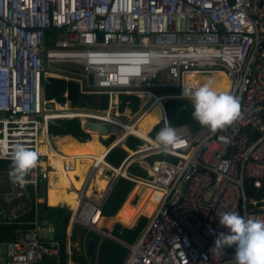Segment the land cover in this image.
<instances>
[{
	"label": "built area",
	"instance_id": "built-area-1",
	"mask_svg": "<svg viewBox=\"0 0 264 264\" xmlns=\"http://www.w3.org/2000/svg\"><path fill=\"white\" fill-rule=\"evenodd\" d=\"M214 68L213 73H225L228 93L240 102L238 117L215 133L201 124L171 125L167 101H190L182 95L184 87H198L187 83V74L209 75ZM47 74L79 81V91L91 102L74 104L68 90L64 102L47 98ZM104 94L106 107L100 102ZM50 102L54 106H47ZM156 103L162 118L146 135L125 128L138 127ZM73 118L87 133L92 131L84 120L111 125L116 131L99 138L114 137L108 151H127L120 166L95 159L81 188L71 185L77 193L73 223L101 235L94 259L82 246L86 264H97L105 236L128 249L124 264H236L235 245L212 251L215 235L209 229L227 233L219 212L264 220V193L259 192L264 181V0H0V159L12 160L17 144L39 153L37 166L19 182L0 171V183L12 185L0 188L1 206L16 189L33 194L36 206L33 227L1 244L5 264H43L60 253L59 241L45 242L41 233L37 203L43 192L48 195L51 166L40 146L59 154L50 124ZM161 122L176 130L175 145L165 148L156 139L154 129ZM131 136L140 139L133 151ZM135 163L146 175L130 171ZM74 167L64 164L65 171ZM108 172L107 186L100 190L95 179ZM120 177L152 190L156 199L132 243L98 227Z\"/></svg>",
	"mask_w": 264,
	"mask_h": 264
},
{
	"label": "trees",
	"instance_id": "trees-1",
	"mask_svg": "<svg viewBox=\"0 0 264 264\" xmlns=\"http://www.w3.org/2000/svg\"><path fill=\"white\" fill-rule=\"evenodd\" d=\"M192 75L195 74L190 73V76L187 78L188 84L197 83L198 76L192 79ZM213 76V74H210L206 77L212 79ZM45 82V94L49 99H56L58 102H64L67 98L64 96V92L68 90V97L74 104H78L79 102L83 104L85 99L91 102V99L88 96L83 95L79 91L80 86L78 82L68 81L64 78L57 77H48ZM100 102L102 107H106L108 105V94L101 95ZM165 106L167 119L171 125H178L182 123L191 124L193 127H198L200 125V123L192 116L194 109L190 101L183 99H172L167 101ZM161 118L162 107L157 106L138 124V129L147 133L154 124L161 120ZM163 126L164 122H161L159 125H157L154 129V133H158ZM50 131L53 134L50 136L52 145L58 151L65 154L99 155L107 149V147H105L99 141L97 133H92V137L89 140L81 142L90 136V134L82 129L81 121L78 118L60 119L57 121V123L50 124ZM77 138L81 141H79ZM113 138L114 137L112 136L108 139H105L107 142L106 145L110 144ZM139 142V138L131 136L128 141V146L130 147L129 149L135 148V145ZM40 149L47 154L50 153V149H48L46 144L41 145ZM126 155L127 151L124 148L114 147L107 153L106 160L114 166H120ZM11 164L12 160L0 159V171L6 172L8 177ZM130 171L136 175H146V170L140 167L138 163L132 164ZM134 186L135 182L132 180L125 177H120L102 208V214L104 216H114L113 218H110V220L120 221L114 225L113 229L111 230L112 234L129 243H132L137 239L148 222V217L143 215L139 218L137 224L131 226L134 224L136 218L142 214L151 215L156 206V199L152 194V190L150 189L141 194V199L139 202L133 205L131 200L133 196L140 190V186H136L135 188ZM251 192L255 193L252 189ZM259 192L264 193V181ZM49 202L53 205L68 202L72 206L71 201L61 196V190L59 188L54 190L50 189ZM2 203L3 202H1V204ZM28 203L29 207L25 210V212L15 217L13 220L8 219L6 211H4V214L2 213L0 215V245L9 240L15 239L20 231H24L33 227V224L30 223L33 221L36 215L35 198L33 194L28 200ZM37 209L40 219H48L51 222L54 227L52 237L54 240H59L60 243L59 255L46 258L43 264H67V229L72 215V210L67 206H51L46 201L38 202ZM103 220L104 218H100L99 222L102 223ZM78 230L84 233L86 228L81 225H75L73 233L74 237L76 236ZM88 238L93 240L96 246L101 239V235L96 231L89 230ZM49 240L51 241L53 239L45 238V242H48ZM127 255L128 249L125 246H123L117 240L105 236L103 237L100 245L97 264H124ZM88 256L90 259H94L95 253L92 255L88 254ZM73 258L77 262L83 264L87 263L85 256L82 254L74 253Z\"/></svg>",
	"mask_w": 264,
	"mask_h": 264
},
{
	"label": "clouds",
	"instance_id": "clouds-1",
	"mask_svg": "<svg viewBox=\"0 0 264 264\" xmlns=\"http://www.w3.org/2000/svg\"><path fill=\"white\" fill-rule=\"evenodd\" d=\"M182 95L192 102L193 118L202 126L215 133L234 121L240 113V102L228 92L218 91L209 80L193 89L184 87ZM156 139L165 148L176 144V130L165 122ZM36 150L17 144L13 150L9 177L13 182L23 180L38 164ZM219 223L228 231L215 233V246L212 251L223 250L225 246H236V264H264V220L245 218L235 211L219 212Z\"/></svg>",
	"mask_w": 264,
	"mask_h": 264
},
{
	"label": "bare ground",
	"instance_id": "bare-ground-1",
	"mask_svg": "<svg viewBox=\"0 0 264 264\" xmlns=\"http://www.w3.org/2000/svg\"><path fill=\"white\" fill-rule=\"evenodd\" d=\"M48 75L49 74L46 75L45 81L47 80ZM188 75L189 74H187V76ZM213 75L214 76L212 79H210L209 77H206V76L198 78L197 79L198 87L201 86L203 83H206L209 80H211V81H213L214 86L218 91L228 92L230 84H229V80L227 79L225 73L224 72L213 73ZM187 76H186V79H187ZM192 76H193L192 79L197 77L196 75H192ZM58 78H64L68 81L78 82L79 86H81L80 82L73 79V78H69V77H58ZM45 85H46V82H45ZM115 101L118 102V99H117V95L114 94L112 103ZM154 105H153L154 107L152 106L153 109H155L157 106H161L159 103H156ZM152 107L147 111V113L145 114L146 116L152 112V110H153ZM112 108L115 109L114 107H112ZM145 115H143V116H145ZM144 118H142L141 121ZM125 128L128 131H135V132L141 133L143 135H146L145 132L139 130L138 127H135V125H128L127 124L125 126ZM92 133H96V132H92ZM135 148H132L130 150L133 151V150H135ZM56 151L59 152V154H56V152L54 150H52L51 153L48 155V163L51 166L50 173H49L48 197H49V191H50L51 186L53 184L54 185L60 184L61 196L65 199L71 201L72 207H75L77 205V193L74 190H71L72 189L71 185H74L76 189H79L82 186V183L84 181V178H85V175H86V172H87L89 166L95 161V159H97L99 162H103V161L105 162L104 156L107 153L108 148L103 153H101L99 155H96V154H65V153L58 151L57 149H56ZM65 162H68L71 165L74 164L75 167L73 169L65 171L64 170ZM76 174L79 176V178L75 177ZM51 178H52L53 183L51 182ZM107 182H108L107 177H100V175H98L95 179V183L97 184V186L100 190H103L106 188ZM48 202H49V199H48ZM49 204H50V202H49ZM100 218H99V220H100Z\"/></svg>",
	"mask_w": 264,
	"mask_h": 264
},
{
	"label": "crops",
	"instance_id": "crops-1",
	"mask_svg": "<svg viewBox=\"0 0 264 264\" xmlns=\"http://www.w3.org/2000/svg\"><path fill=\"white\" fill-rule=\"evenodd\" d=\"M113 107V106H112ZM90 134V136H89V138H87V139H85L84 141H81L80 139H78L79 141H81V142H85V141H87V140H89L91 137H92V133H89ZM98 139H99V141L101 142V140H103V141H105V138L103 139V138H99V135H98ZM105 147H107V148H109V144L108 145H105L103 142H101ZM111 143V142H110ZM51 151L52 150H50V153H51ZM109 152V151H108ZM49 153V154H50ZM48 154V155H49ZM106 155H107V153H106ZM104 160L105 161H107L106 160V156H104ZM77 178V177H76ZM7 180H10V177H7ZM51 182L53 183V181H52V178H51ZM7 188L9 187V188H12V185L11 186H9V184H7V186H6ZM136 186H134V188H135ZM60 189L61 190V186H60V184H58V185H52L51 186V188L50 189ZM133 188V189H134ZM5 190V189H4ZM12 190V189H11ZM132 192V191H131ZM13 193L15 194V196H11V197H9V198H7L8 200L6 201V203H7V205H5L4 204V207H6V209H8L9 211H13L14 213H16V214H18V213H20V214H22L23 212H25V209H26V205L28 206L29 205V203H28V200L30 199V198H27V196H26V193L25 192H23V190H20V189H16L15 191L13 190ZM45 194V195H44ZM131 194V193H130ZM129 194V195H130ZM41 197V200H40V202H44V201H46L48 204H49V202H48V199H49V197H48V195H46V193L45 192H43L42 193V195H40ZM26 197V198H25ZM50 205V204H49ZM51 206H57V205H52L51 204ZM60 206H67L68 208H70L71 210H72V215H71V218H70V222H69V225H68V229H67V254H68V260H67V264H73V263H78L77 261H75L74 260V258H73V254L74 253H77V254H82L81 253V248H82V246L83 245H85V247H86V249L88 248V240H89V238H88V232H87V230L84 232V233H82V232H80V233H78V231H77V234H76V236L74 237L73 236V233H74V228H75V225H77V224H74L73 223V207L68 203V202H63V203H61V205ZM70 206V207H69ZM13 212H10V214L11 213H13ZM19 214V215H20ZM114 217V216H113ZM113 217H106V216H104L103 215V217L102 218H104V219H106V218H113ZM116 224V223H115ZM100 226V225H99ZM100 227H102V226H100ZM53 230H54V227H53V225L51 224V222L48 220V219H42V226H41V233L43 234V236L45 237V238H49V239H53L54 240V238L52 237L53 236ZM112 230V229H111ZM110 230V231H111ZM56 240V239H55ZM79 240V245H78V249H75V248H73V246H72V242L74 241H78ZM50 241V240H49ZM59 241V240H58ZM95 244V243H94ZM96 247V246H95ZM1 248H3V252H2V249L0 250V264H5V250H4V246H2L1 245ZM94 252H95V248H94ZM93 252V253H94ZM83 255V254H82Z\"/></svg>",
	"mask_w": 264,
	"mask_h": 264
},
{
	"label": "rangeland",
	"instance_id": "rangeland-1",
	"mask_svg": "<svg viewBox=\"0 0 264 264\" xmlns=\"http://www.w3.org/2000/svg\"><path fill=\"white\" fill-rule=\"evenodd\" d=\"M49 45L50 46H52V44H50L49 43ZM216 70V68H214L213 69V71L211 70L210 71V73H209V75L211 74H213V72ZM190 76V73H189V75L187 76V78ZM203 76H207V75H204V74H202V75H198V78H201V77H203ZM48 77H57V76H54V75H48ZM58 78V77H57ZM112 106L115 108V110L118 108V102L117 101H115V102H113L112 103ZM155 106V105H154ZM153 106V107H154ZM153 107H152V109H153ZM149 113V112H148ZM145 115V114H144ZM146 116V115H145ZM145 116H142V118H144ZM141 118V119H142ZM141 119L138 121V124H139V122L141 121ZM137 124V125H138ZM87 138H89V136L87 137ZM87 138H85V139H87ZM101 142H103L105 145L107 144V142L106 141H103V140H101ZM105 175H107V174H105ZM110 172H108V176H105V177H110ZM103 177V176H102ZM1 182V181H0ZM8 182V181H7ZM7 182L6 181H4V184L3 183H0V188L1 189H5V186H7ZM10 183V182H9ZM81 188V187H80ZM144 189H140L139 191H138V193L137 194H135L134 196H133V198H132V200H131V203L133 204V205H135V204H137L138 202H139V200L141 199V194H143L144 193ZM45 195V194H44ZM27 196V198H31V196L30 195H26ZM26 198V197H25ZM1 201H6V199L5 198H3V200L1 199ZM5 205H7V203L5 204ZM51 205V204H50ZM57 205H61V203L60 204H57ZM4 209V211H6L7 212V216L9 217V215L8 214H10V212H13V211H9L8 209H6V207H4V205L3 206H0V209H2V208ZM29 207V205L27 206L26 205V209ZM25 209V210H26ZM4 211H1L0 210V213L2 214H4ZM24 213V212H23ZM22 213V214H23ZM0 214V215H1ZM14 214H16V213H11L10 214V219H13V217L15 216ZM19 214L20 213H18V214H16V215H18L19 216ZM21 215V214H20ZM142 215H144L145 216V214H142ZM142 215H140V216H138L137 218H136V220H135V222H134V224L133 225H131V226H134L135 224H137V222L139 221V218L142 216ZM9 219V220H10ZM117 222H120V221H117V220H110L109 218H106V219H104L103 220V222L100 224V226H102V227H100V226H98L99 228H101V230H103V231H110L111 229H113V227H114V225H115V223H117ZM122 223V222H121ZM122 224H124V223H122ZM94 231V230H93ZM78 233H80V230H78ZM97 233H99V232H97ZM102 234V233H101ZM79 240L78 241H73L72 242V246H73V248H75V249H78V245H79ZM2 249V252H3V248H1V245H0V250Z\"/></svg>",
	"mask_w": 264,
	"mask_h": 264
},
{
	"label": "water",
	"instance_id": "water-1",
	"mask_svg": "<svg viewBox=\"0 0 264 264\" xmlns=\"http://www.w3.org/2000/svg\"><path fill=\"white\" fill-rule=\"evenodd\" d=\"M94 102L97 101V98L93 99ZM47 106H54L53 102H50L47 104ZM84 127L86 129L91 130L92 132H97L98 135H107L109 133H111L112 131H116L114 128L111 127V125L109 124H105L102 123L100 121H93V120H84ZM94 197H96V195H93ZM101 223H98V226ZM94 248H95V244L94 241L89 239L88 240V248H87V252L89 255H92L94 252Z\"/></svg>",
	"mask_w": 264,
	"mask_h": 264
}]
</instances>
